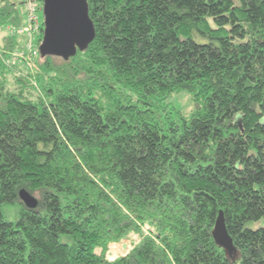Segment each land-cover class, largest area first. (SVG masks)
Returning a JSON list of instances; mask_svg holds the SVG:
<instances>
[{
	"label": "trees",
	"instance_id": "trees-1",
	"mask_svg": "<svg viewBox=\"0 0 264 264\" xmlns=\"http://www.w3.org/2000/svg\"><path fill=\"white\" fill-rule=\"evenodd\" d=\"M23 2L0 0L1 26ZM88 7L67 59L0 42V264H264V0Z\"/></svg>",
	"mask_w": 264,
	"mask_h": 264
},
{
	"label": "water",
	"instance_id": "water-1",
	"mask_svg": "<svg viewBox=\"0 0 264 264\" xmlns=\"http://www.w3.org/2000/svg\"><path fill=\"white\" fill-rule=\"evenodd\" d=\"M44 27L39 50L42 56L56 55L65 59L83 50L95 37V26L89 14L88 0H42ZM19 196L27 207L38 205V198L25 188ZM219 245L228 251L235 249L233 240L226 228L221 210L213 229ZM122 246L127 247L123 242Z\"/></svg>",
	"mask_w": 264,
	"mask_h": 264
},
{
	"label": "built area",
	"instance_id": "built-area-1",
	"mask_svg": "<svg viewBox=\"0 0 264 264\" xmlns=\"http://www.w3.org/2000/svg\"><path fill=\"white\" fill-rule=\"evenodd\" d=\"M22 12L24 21L21 25L15 26L7 24L0 25V31L10 34H22L26 37V47L34 54L38 53V41L41 33H43L44 24H42L39 11L43 9L42 0H23ZM42 38V37H41Z\"/></svg>",
	"mask_w": 264,
	"mask_h": 264
},
{
	"label": "rangeland",
	"instance_id": "rangeland-1",
	"mask_svg": "<svg viewBox=\"0 0 264 264\" xmlns=\"http://www.w3.org/2000/svg\"><path fill=\"white\" fill-rule=\"evenodd\" d=\"M39 16H40V20H41V22L43 24V21H44L43 9H41L39 11ZM4 33H5L4 31H0V42L2 40V37H3ZM170 103L176 109L181 110L186 116H189L191 114V112L197 106V103L192 99L191 94L189 92H187V91H181V92L173 94V96L170 98ZM11 208L12 207H10V218H13L14 211ZM122 242L130 243V240L123 239L121 242H119V244L118 243L113 244L110 247V250L108 251V256L110 258L116 257L118 254H121L124 251V249H122L123 246H121ZM233 251H234V249L230 250L231 253H233Z\"/></svg>",
	"mask_w": 264,
	"mask_h": 264
},
{
	"label": "clouds",
	"instance_id": "clouds-1",
	"mask_svg": "<svg viewBox=\"0 0 264 264\" xmlns=\"http://www.w3.org/2000/svg\"><path fill=\"white\" fill-rule=\"evenodd\" d=\"M122 243H123V242H122ZM122 243H121V244H122Z\"/></svg>",
	"mask_w": 264,
	"mask_h": 264
},
{
	"label": "crops",
	"instance_id": "crops-1",
	"mask_svg": "<svg viewBox=\"0 0 264 264\" xmlns=\"http://www.w3.org/2000/svg\"><path fill=\"white\" fill-rule=\"evenodd\" d=\"M122 246V245H121ZM124 248V247H123Z\"/></svg>",
	"mask_w": 264,
	"mask_h": 264
}]
</instances>
